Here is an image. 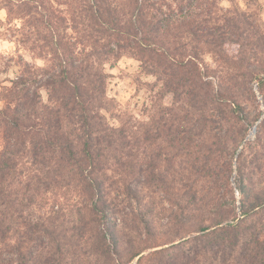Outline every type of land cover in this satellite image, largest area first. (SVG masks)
<instances>
[{
    "label": "trees",
    "instance_id": "trees-1",
    "mask_svg": "<svg viewBox=\"0 0 264 264\" xmlns=\"http://www.w3.org/2000/svg\"><path fill=\"white\" fill-rule=\"evenodd\" d=\"M235 1L0 0V36L15 45L0 55V264H37V249L41 264H68L66 241H82L80 229L52 213L18 223L40 193L64 188L79 197V223L96 227L95 252L114 251L119 264H264V185L241 181L237 222L232 211L199 218L207 195L195 187L214 154L231 163L253 83L264 100V27L220 7ZM122 58L172 96L139 138L108 98V68ZM257 137L263 147L264 120ZM149 141L155 157L135 160L130 144ZM162 142L178 164L169 179ZM112 165L125 171L126 213L109 190ZM159 195L169 208L157 209Z\"/></svg>",
    "mask_w": 264,
    "mask_h": 264
},
{
    "label": "rangeland",
    "instance_id": "rangeland-1",
    "mask_svg": "<svg viewBox=\"0 0 264 264\" xmlns=\"http://www.w3.org/2000/svg\"><path fill=\"white\" fill-rule=\"evenodd\" d=\"M220 7L225 9H237L242 11L252 25L258 27H264V0H236L235 2H222ZM4 13L0 11V19H4ZM15 50V45L6 40L5 36H0V55L7 56L9 53ZM209 62V59H207ZM40 64V63H39ZM138 62L130 58H122L110 68L109 73L112 74L108 87V98L111 100V106L116 105L117 110L122 112L126 118L132 120L127 121L126 129L132 133L133 136L139 138L141 135V129L146 122H148L149 116L157 110L158 106H169L172 102V96L169 94L160 95V85L155 83L154 77L146 76L139 73ZM6 73L3 69L0 71V81H4ZM6 83V82H4ZM251 93L244 94V98L241 101L242 112L238 114L239 121L235 125V132L239 134L237 141V149L235 150L231 163L228 164V156L224 157L220 153L212 154L213 161L211 174L209 178H199V181L195 182L201 195H207L206 199L199 203V214L205 220L212 216L215 211L233 212V216H236V222L241 217L240 205L241 194L239 192V185L241 181L244 184L253 186L264 185V140L262 145H259L257 140V134L260 128L261 122L264 120V100L257 84L253 83L251 86ZM160 95V96H159ZM2 103H0V107ZM139 144V145H138ZM131 150L135 156V160L150 161V157H155L154 150L157 148L150 141L145 144L138 142ZM163 150L159 153L157 164L161 167L162 172L166 178L173 176V172L178 170V164L175 162L171 167L168 165V156L166 144L161 143ZM261 144V141H260ZM2 140L0 139V147ZM261 146V148H258ZM257 148L260 152V158H257L253 152ZM263 151V152H262ZM177 153V149L174 150ZM243 153L242 160L239 159L240 154ZM120 169L112 165V172L109 174V190L112 192L113 202L117 203L121 209L126 213L129 208L122 191L119 189V180L122 177ZM169 182V181H168ZM242 183V184H243ZM206 186V187H204ZM59 201L54 204L56 198ZM159 195L157 197L158 205L157 209L169 208V203L166 198ZM199 198V197H198ZM53 205H55L53 207ZM19 209H21L19 207ZM80 209L79 197L73 189H54L46 194L40 193L39 197L31 204L26 210L23 217L18 219V223L24 220L36 219L39 217H47L51 213L54 216H59L58 219L52 220L55 225L61 224L64 229H80L83 240H79L78 237L70 238L66 241L65 247L69 248L67 251L65 263L68 264H119L117 262V256L113 251V256L103 255L100 252H95V239H91V235L95 232L96 227L92 225H81L79 223V215L77 214ZM57 211V214H53ZM116 225L120 223L121 216H117ZM206 222V221H205ZM228 222H231L230 220ZM207 225V223L205 224ZM74 230H72L73 232ZM35 242V241H34ZM178 241L172 243L175 244ZM165 245L167 247L169 245ZM92 248V249H91ZM75 250V252H74ZM155 249L149 250L153 251ZM38 262L41 264L43 253L40 249L36 250ZM42 255V256H41ZM137 259L131 264H136ZM128 264V263H121Z\"/></svg>",
    "mask_w": 264,
    "mask_h": 264
}]
</instances>
